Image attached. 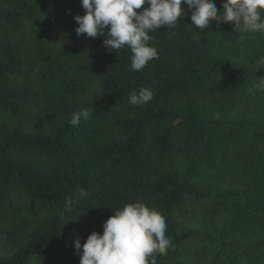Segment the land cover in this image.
I'll list each match as a JSON object with an SVG mask.
<instances>
[{"label": "trees", "instance_id": "obj_1", "mask_svg": "<svg viewBox=\"0 0 264 264\" xmlns=\"http://www.w3.org/2000/svg\"><path fill=\"white\" fill-rule=\"evenodd\" d=\"M181 6L136 72L126 47L76 35L80 0H0V264H79L74 240L137 201L167 223L156 264H264V123L249 117L264 35L195 28ZM140 88L153 99L133 106Z\"/></svg>", "mask_w": 264, "mask_h": 264}, {"label": "clouds", "instance_id": "obj_2", "mask_svg": "<svg viewBox=\"0 0 264 264\" xmlns=\"http://www.w3.org/2000/svg\"><path fill=\"white\" fill-rule=\"evenodd\" d=\"M182 3L195 28L205 30L214 21L217 26L232 25L235 32L264 35V0H222L219 11L214 0H80L85 14L74 15L78 25L74 31L78 37L103 36L106 50L126 47L131 53V70L139 72L149 61L158 59L149 33L162 26L167 31L176 28L178 18L185 15ZM244 40L245 35H241L238 42ZM256 64V70L264 68V56ZM250 91H264V77L257 78ZM153 96L150 88L133 90L129 103L141 107ZM91 114L90 109L81 108L73 113L70 124L77 126L81 118L87 120ZM88 195L84 188L77 190L74 198L65 200L66 212ZM111 211L113 215L102 223V233L92 231L83 244L79 238L74 240L79 264H156V254H167L172 242L166 235L165 218L155 208L137 201Z\"/></svg>", "mask_w": 264, "mask_h": 264}, {"label": "rangeland", "instance_id": "obj_3", "mask_svg": "<svg viewBox=\"0 0 264 264\" xmlns=\"http://www.w3.org/2000/svg\"><path fill=\"white\" fill-rule=\"evenodd\" d=\"M259 75H264V68H258L257 69V75H256V78H258ZM257 99L259 100L260 102V106L258 109H256L252 114L249 115V117H252L254 118L255 120L257 121H260L262 123H264V91H260V94L259 96L257 97ZM240 109V105L238 103L237 106H235L233 109H232V114H237V111ZM260 180L262 183H264V174L261 175L260 177ZM260 235H262L264 237V232L262 233H259ZM232 235V234H231ZM233 237L236 238L237 240H243L245 239L244 241L246 240H250L252 241L251 239L252 236L249 235V234H245L243 233L239 228H235L234 232H233ZM243 241V242H244Z\"/></svg>", "mask_w": 264, "mask_h": 264}]
</instances>
